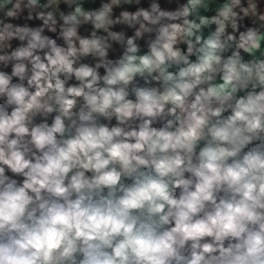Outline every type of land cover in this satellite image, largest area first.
<instances>
[{"label": "clouds", "instance_id": "obj_1", "mask_svg": "<svg viewBox=\"0 0 264 264\" xmlns=\"http://www.w3.org/2000/svg\"><path fill=\"white\" fill-rule=\"evenodd\" d=\"M0 264H264V0H0Z\"/></svg>", "mask_w": 264, "mask_h": 264}, {"label": "crops", "instance_id": "obj_2", "mask_svg": "<svg viewBox=\"0 0 264 264\" xmlns=\"http://www.w3.org/2000/svg\"><path fill=\"white\" fill-rule=\"evenodd\" d=\"M162 2H163V0H162Z\"/></svg>", "mask_w": 264, "mask_h": 264}]
</instances>
